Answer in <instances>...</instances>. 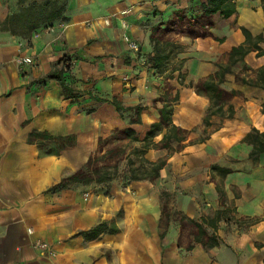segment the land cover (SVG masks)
I'll list each match as a JSON object with an SVG mask.
<instances>
[{"label": "crops", "instance_id": "obj_1", "mask_svg": "<svg viewBox=\"0 0 264 264\" xmlns=\"http://www.w3.org/2000/svg\"><path fill=\"white\" fill-rule=\"evenodd\" d=\"M45 1L0 0V264H264V152L254 162L252 147L243 141L252 128L264 132V89L235 85L230 74L224 85L244 95L225 104V109L233 107V114L210 116L207 138L179 151L156 146L163 128L144 157L149 162L165 157L166 163L157 178L130 180L133 195L122 193L117 183L110 185V195L90 194L84 183L56 186L85 164L98 137L128 125L112 104L96 103L89 92L148 107L141 123L131 126L138 147L159 117L162 103L152 102L164 97L169 82L171 94L178 93L172 124L193 129V137L202 135L209 101L195 93L194 83L217 70L222 54L244 42L241 27L264 37V1L236 0L232 16H213L210 36L166 34L180 50L168 60L176 66L166 65L160 75L144 64L153 52L150 29L175 10L189 8L190 0H49L65 4L67 20L40 27L29 39L6 26L22 7ZM125 37L138 44V53L128 48ZM260 46L264 50V42ZM63 56L71 59L67 80L82 94L77 100L66 99L55 80L36 83ZM22 57L32 58V63H21ZM244 60L254 68L264 66V54L252 51ZM239 63L234 70L241 69ZM91 107L95 110L88 113ZM33 131L53 138L30 141ZM54 143L60 146L45 151ZM155 187L164 189L166 198L171 195L183 216L214 232L219 244L203 248L188 230L180 236L176 219L174 230L168 225L160 237L162 205ZM205 200L212 209L203 208ZM218 211L215 229L203 222ZM104 220L119 231L91 241L74 236ZM37 242L46 243L53 254Z\"/></svg>", "mask_w": 264, "mask_h": 264}, {"label": "trees", "instance_id": "obj_2", "mask_svg": "<svg viewBox=\"0 0 264 264\" xmlns=\"http://www.w3.org/2000/svg\"><path fill=\"white\" fill-rule=\"evenodd\" d=\"M235 1L190 0L192 5L189 8H179L169 18L151 27L149 40L152 43L153 52L148 55L146 64L150 69L154 70L153 74H162L165 71V63L180 50V45L171 42L168 37L165 38L166 34H184L193 37L210 36L209 29L213 25V16L217 13L224 19L232 16L236 11ZM64 12V3L49 0L40 4L33 3L22 7L19 13L11 15L6 20V26L12 33L18 34L24 39H29L34 30L49 26L56 20H67ZM241 31L245 38L244 42L240 45L232 46L227 53L222 54L220 62L217 64V70L208 76L199 78L194 83L195 93L206 96L209 101V106L202 118V135L193 137L190 134L194 131L193 129L188 131L172 124L173 104L178 100V93L173 94V98L169 99L174 88L169 82L166 83L165 96H160L152 102L153 105L157 101L162 103V106L158 108V120L150 124L143 138L142 145L133 149V153L140 158V165L134 167L135 163L132 159L129 158L127 160L131 173L129 180L154 179L159 176V171L165 165L166 158L149 162L145 159L144 154L153 143V138L163 128L166 129V132L160 141L156 143V146L160 149H167L170 152L179 151L186 144L203 142L207 138L206 128L210 125V116L224 115L225 113L231 116L233 114V107L228 105L225 109V104L235 96L244 99V95L241 90L224 85L228 81L226 79L227 74L233 76L232 82L235 85H249L264 89V66L254 68L244 60L245 56L252 51L255 52L256 56L264 54V50L260 46L264 42V37L262 33L253 36L244 27H241ZM221 40L219 39V41ZM172 44L173 46H171ZM168 46H171V49H167ZM238 62H242L243 64L242 68L236 71L233 67ZM71 66V59L63 56L55 63L54 69L44 77L38 79L36 83L44 84L47 80H55L60 85L62 95L66 99L75 98L80 91L67 80L70 77ZM87 94L96 103L108 102L112 104L128 125L122 129H114L108 137H98L96 148L90 153L85 164L68 177L62 178L56 185L59 188L67 186L70 182L86 184L90 181H95L97 183H104L112 179L114 177L113 171H115L118 162L124 158L125 154L121 149V142L129 141L135 143L139 141L135 129L131 126L140 124L141 114L148 112V107L142 104L128 106L122 104L120 100L114 97L107 99L94 95L91 92ZM94 110L95 108L91 107L87 112L90 113ZM37 138L49 140L53 137L47 132L33 131L30 133V141H34ZM243 141L252 147L249 156L255 162L258 156L264 152V132L252 128L243 138ZM145 164L148 167L139 173L140 168ZM223 172L226 173L229 170L223 169ZM167 209V204H162L159 226L163 230L160 233V237H164L170 220ZM175 219L180 225V236H183L185 231L188 230L192 241L200 244L203 248H211L219 244V240L214 232H208L203 223L186 218L179 211L175 213ZM219 219L220 213L218 211L215 217L208 220L204 219L203 222L215 229ZM254 221L256 220L252 222ZM118 231L119 229L115 224L104 220L87 230L75 233L74 236H82L84 240L91 241L97 239L102 234H115ZM179 241H181V238ZM192 246L190 244L187 249L192 248Z\"/></svg>", "mask_w": 264, "mask_h": 264}, {"label": "rangeland", "instance_id": "obj_3", "mask_svg": "<svg viewBox=\"0 0 264 264\" xmlns=\"http://www.w3.org/2000/svg\"><path fill=\"white\" fill-rule=\"evenodd\" d=\"M171 46H173V44ZM171 46H168L167 49H171ZM171 63H172V60L171 61H167L165 66L166 65L168 66V64H171ZM176 63L177 62H175V60H173V63H172L171 67L174 68L176 66ZM144 64L147 65L146 62H144ZM239 64H240V66H242L241 63H239ZM148 69L151 72V69L149 67H148ZM152 72L154 73V70H152ZM165 76H169L168 73ZM177 80H178L179 83H181V84L183 83V78H182L181 75L178 76ZM162 85L164 86L163 81H162ZM81 96H82V94L79 93L78 96L75 97L76 100H77V98H80ZM164 96H165V94H164ZM172 98H173V94H171V96H169V99H172ZM197 133H199V132H197ZM121 145H122L121 149L125 152V154H124V158L118 162L117 168L115 169V171H113L114 177L112 179L104 182V183H97L95 181H90V182L86 183L88 186H90V189L87 190V191L91 192L90 194H92V193H94V194L103 193V195H107V194L110 195V191H111L110 185H112L113 183H117V185H118V187H119V189L121 190L122 193L128 194V195H133L134 191H132L127 186L130 183L129 178L131 176L130 167H129L128 163H127V160L129 158H131L132 161L135 163L134 167H137V166L140 165L139 164L140 163V158L133 153V149L135 147H137V145L135 146L134 143H131L129 141H123V142H121ZM141 145L142 144L139 143L138 147H140ZM59 146L60 145L58 143H54V144H52L50 146L47 145V146H45V151L47 150V152H49L51 150H55ZM147 167L148 166L146 164L144 166H142V168H140L141 170L139 171V173H141ZM155 193H156V195L158 194V199L160 200V205H162L164 203L167 204V207H168L167 211H168L169 217L171 219V221L169 220V224L168 225H169V228L172 227V229L174 230V226L177 225L176 221L174 219H175V213L177 211H179L178 208H176L175 205L172 204V197H171L170 194H169V197L166 198V196L164 195V193H165L164 189L155 187ZM83 196L85 198H87L88 195L85 196V193H83ZM160 208H161V206H160ZM203 208L206 211L212 209V207L209 205L208 200L204 201ZM122 214H123V211H122V209H120L117 212V216L120 217V216H122ZM168 233H169V229H168Z\"/></svg>", "mask_w": 264, "mask_h": 264}, {"label": "built area", "instance_id": "obj_4", "mask_svg": "<svg viewBox=\"0 0 264 264\" xmlns=\"http://www.w3.org/2000/svg\"><path fill=\"white\" fill-rule=\"evenodd\" d=\"M127 44H128V48L134 52V53H138L139 52V46L135 41L129 40L127 37H125ZM19 61L21 63H26V64H30L32 63V58L30 57H22L19 59ZM124 81H126V77L123 79ZM85 196H87V194H85ZM37 246H40L41 248H43L45 251H47L49 254H53V251L48 247V245L46 243L43 242H37L36 243Z\"/></svg>", "mask_w": 264, "mask_h": 264}]
</instances>
